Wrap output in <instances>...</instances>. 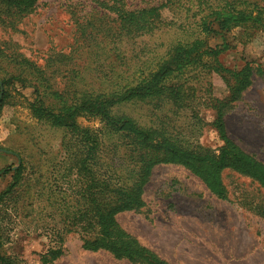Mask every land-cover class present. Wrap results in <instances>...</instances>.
I'll list each match as a JSON object with an SVG mask.
<instances>
[{"label": "rangeland", "instance_id": "rangeland-1", "mask_svg": "<svg viewBox=\"0 0 264 264\" xmlns=\"http://www.w3.org/2000/svg\"><path fill=\"white\" fill-rule=\"evenodd\" d=\"M197 1L37 0L23 14L15 8L0 11V78L8 79L0 88V97L5 95L0 105V170L21 164L18 176L0 172L1 251L9 264H143L105 249H88L80 231L65 229L72 202L53 187L52 167L63 155L68 131L40 120L31 103L41 100L58 110L74 91L110 92L136 82L175 45L193 39ZM163 3L162 22L151 32L121 28L116 8ZM242 35L241 27L229 32L231 46L219 56L221 62L237 69L250 62L264 70V29L246 41ZM208 39L216 42L215 37ZM190 82L205 99L195 100L203 119L196 130L198 141L217 149L224 141L212 126L215 110L210 103L214 96L229 95V88L215 73ZM158 104L147 99L121 104L114 111L141 125L157 124L162 116L173 118L184 134L193 133L190 110L174 115ZM224 120L230 138L264 164V75L255 68L252 83ZM79 121L100 125L99 119L86 115ZM222 178L226 198L218 197L184 164L157 163L144 185L143 206L120 211L116 219L171 263L264 264V187L232 169L223 170ZM58 231L62 251L54 257L50 251L57 245Z\"/></svg>", "mask_w": 264, "mask_h": 264}, {"label": "trees", "instance_id": "trees-1", "mask_svg": "<svg viewBox=\"0 0 264 264\" xmlns=\"http://www.w3.org/2000/svg\"><path fill=\"white\" fill-rule=\"evenodd\" d=\"M36 1L0 0V11L15 8L16 13L23 14L31 10ZM198 1L193 15L197 16L193 22V39L175 45L136 82L110 92L74 91L67 94L68 101L58 110L45 106L41 100L31 103L34 115L40 120L68 131V137L62 142L63 155L52 167V184L71 198L65 229L80 231L88 249H105L116 257L143 264H175L141 244L116 219L120 211L143 206L144 185L157 163L184 164L220 198L227 197L222 178L225 169L250 175L264 187V164L230 138L224 120L232 103L252 83L254 68L261 75L264 70L260 65L253 67L250 62L239 69L228 67L219 58L231 46L228 34L233 28H242L244 41L264 29V0ZM171 2L175 4L177 0ZM164 5L116 8L115 11L121 28L146 33L162 22L160 8ZM209 36L216 38L214 44L209 42ZM211 73L223 78L229 88V95L223 99L214 96L210 103L215 110L212 126L224 141L217 149L198 141L196 130L203 125V119L195 104L200 98L190 82L191 78L200 79ZM6 83L8 79L0 78V88ZM4 97H0V105ZM147 99L159 102V106L166 105L174 115L190 110V120L195 124L193 133L184 134L173 118L162 116L157 124L141 125L132 116L114 111L121 104ZM80 115L97 118L100 125L85 126L79 121ZM0 172H13V176H18L21 164ZM60 233L58 231L57 245L50 251L54 257L62 251ZM1 247L0 240V264H9Z\"/></svg>", "mask_w": 264, "mask_h": 264}, {"label": "water", "instance_id": "water-1", "mask_svg": "<svg viewBox=\"0 0 264 264\" xmlns=\"http://www.w3.org/2000/svg\"><path fill=\"white\" fill-rule=\"evenodd\" d=\"M2 93H3V92H1V94H0V95H2Z\"/></svg>", "mask_w": 264, "mask_h": 264}]
</instances>
